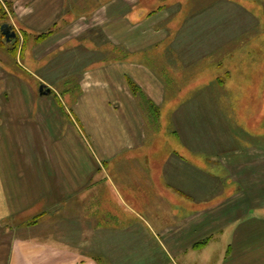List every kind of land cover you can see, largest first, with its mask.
I'll return each mask as SVG.
<instances>
[{
    "label": "crops",
    "instance_id": "0c3cea01",
    "mask_svg": "<svg viewBox=\"0 0 264 264\" xmlns=\"http://www.w3.org/2000/svg\"><path fill=\"white\" fill-rule=\"evenodd\" d=\"M79 2L0 0L16 35L0 31V264H121L139 243L160 264H264V140L231 134L210 154L200 135L197 149L169 140L162 119L154 135L175 74L151 58L160 31L123 19L136 0ZM92 36L128 57L106 59ZM170 164L215 182L174 190Z\"/></svg>",
    "mask_w": 264,
    "mask_h": 264
},
{
    "label": "rangeland",
    "instance_id": "374dc122",
    "mask_svg": "<svg viewBox=\"0 0 264 264\" xmlns=\"http://www.w3.org/2000/svg\"><path fill=\"white\" fill-rule=\"evenodd\" d=\"M79 1V6L87 4L86 10L91 11L95 7L90 6L109 0ZM135 5L130 22L127 15L123 19L127 18L125 21L133 27L160 31L161 39L153 41L158 44L150 49L151 58L156 68L160 67L157 59L168 60L173 68L170 72L175 73L165 77L170 94L167 116H160L159 112L152 114L150 124L154 135L164 133L162 128L166 127L173 135L169 140H182L191 149H197L194 142L200 135L202 142H213L214 147L201 148L210 154H216V149L224 146L231 134L236 142L264 140V0H136ZM143 35L144 30L138 32V41ZM90 39L94 45L99 44L106 59L128 57L127 50L114 47L107 36L104 42L100 37ZM179 95H184V99L176 100ZM159 119L162 128L157 123ZM210 124L215 131L212 137ZM229 124L233 125V132ZM180 170L174 164L169 165L166 178L174 185L170 186L172 189H176L177 180L182 178L189 180L190 188L196 185L192 179L196 178L195 172L181 170L179 175ZM195 182L207 189L215 180L204 182L196 178ZM121 251L131 256L130 261L119 260L121 264L163 261L156 254L159 250L155 244L139 243L135 249L122 247ZM148 251L153 252V259L139 256ZM111 263L112 260L105 262Z\"/></svg>",
    "mask_w": 264,
    "mask_h": 264
},
{
    "label": "water",
    "instance_id": "95a60500",
    "mask_svg": "<svg viewBox=\"0 0 264 264\" xmlns=\"http://www.w3.org/2000/svg\"><path fill=\"white\" fill-rule=\"evenodd\" d=\"M0 31H1L4 39L6 40V42H9V41L15 39V37H16L15 33L13 31H11L7 25H2L0 28ZM42 88H40L41 91H42Z\"/></svg>",
    "mask_w": 264,
    "mask_h": 264
},
{
    "label": "trees",
    "instance_id": "16d2710c",
    "mask_svg": "<svg viewBox=\"0 0 264 264\" xmlns=\"http://www.w3.org/2000/svg\"><path fill=\"white\" fill-rule=\"evenodd\" d=\"M3 16H4L3 11L0 9V23L1 24L4 23V21H2L4 18ZM40 38H43V36H41ZM132 89H134V86H132ZM134 92H135V89H134ZM203 245H204V243H199L196 247L199 248Z\"/></svg>",
    "mask_w": 264,
    "mask_h": 264
}]
</instances>
